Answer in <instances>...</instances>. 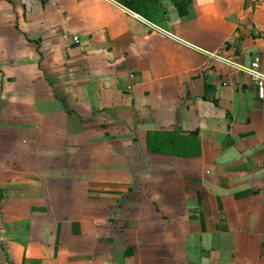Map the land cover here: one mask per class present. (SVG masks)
<instances>
[{
	"label": "crops",
	"instance_id": "1",
	"mask_svg": "<svg viewBox=\"0 0 264 264\" xmlns=\"http://www.w3.org/2000/svg\"><path fill=\"white\" fill-rule=\"evenodd\" d=\"M127 9L264 71V0H0V264H264V98Z\"/></svg>",
	"mask_w": 264,
	"mask_h": 264
},
{
	"label": "built area",
	"instance_id": "2",
	"mask_svg": "<svg viewBox=\"0 0 264 264\" xmlns=\"http://www.w3.org/2000/svg\"><path fill=\"white\" fill-rule=\"evenodd\" d=\"M127 11L133 17L137 18L138 20L143 22L145 25H147L152 31L167 35L169 37H172V38L180 41L182 44L190 46L192 48H195L199 51H202L203 53H205L211 57H214V58L218 59L219 61L229 65L231 68L235 69L236 71L244 73L247 77L251 78V80L256 84V86L258 88V96L261 99L264 98V71H263L261 64L258 60H254L251 63L246 64V63L239 62V61L234 60V59L229 58V57H225V56H221L219 54L212 53L210 51L202 49L201 47H199L193 43H190V42L182 39L181 37H178L177 35L173 34L172 32H170L166 29H164L163 27L157 25L156 23L147 19L146 17L142 16L141 14L135 13V12L128 10V9H127ZM74 41L78 42L79 39L77 37H74Z\"/></svg>",
	"mask_w": 264,
	"mask_h": 264
},
{
	"label": "trees",
	"instance_id": "3",
	"mask_svg": "<svg viewBox=\"0 0 264 264\" xmlns=\"http://www.w3.org/2000/svg\"><path fill=\"white\" fill-rule=\"evenodd\" d=\"M165 135H166V133H163V132L150 131L148 133V148H149V150L152 152L153 151H155V152L165 151V152H172V153H178V152L181 153L180 149L178 150L175 147V145L173 148L158 146V141L161 140ZM186 138L189 140L190 144H188V149L185 152H183V154L192 155L195 153L194 152L195 148H197V151H198L199 141L195 138V136L190 137V135H189Z\"/></svg>",
	"mask_w": 264,
	"mask_h": 264
}]
</instances>
